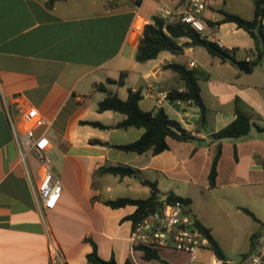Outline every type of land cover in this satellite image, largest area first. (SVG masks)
Wrapping results in <instances>:
<instances>
[{
    "label": "crops",
    "instance_id": "1",
    "mask_svg": "<svg viewBox=\"0 0 264 264\" xmlns=\"http://www.w3.org/2000/svg\"><path fill=\"white\" fill-rule=\"evenodd\" d=\"M188 1L0 0V264H57L49 256L47 233L65 264H83L91 241L102 260L113 259L115 264L125 259L130 264H237L250 247L252 233L264 229L262 59L242 70L186 36L177 39L174 52L161 50L153 58L134 59L142 25L161 7L171 10L170 17L178 15ZM224 1L208 0L201 19L219 18L217 9L225 8ZM252 12L253 5L250 17ZM261 22L264 30V13ZM205 24L204 34L215 31L211 40H222L218 33L222 27L245 31L233 21ZM222 43L234 47L237 61L253 57L251 37L246 49ZM168 62L196 70L198 93L206 108L202 123L194 101L160 97L151 87L156 82L165 93L184 89L178 74L163 66ZM120 70L126 71L123 83L108 82L109 90L121 98L127 87L139 90L140 108L162 107L194 138L166 136L167 146L157 153L114 146L135 139L143 130L115 126L122 113L96 109L104 92L93 83L116 78ZM30 106L44 119L34 132L48 138L45 154L60 161L56 169L50 159L51 171L61 181L59 197L41 213L30 188L38 179V161L30 150L19 154L23 112ZM236 109L249 114L254 124L244 135L220 139L215 181L209 186L207 173L217 143L209 134L231 120ZM27 155L31 157L28 164ZM115 163L135 167L137 176L98 170L100 165ZM140 178L156 183L162 201L168 190L189 197L185 211L209 228L224 258H218L209 246L200 249L195 259L168 246L153 248L163 262L145 259L141 249L131 247L127 235L133 221L127 215L135 204L111 207L103 200L146 197L149 187ZM239 236L246 241L242 248H238Z\"/></svg>",
    "mask_w": 264,
    "mask_h": 264
},
{
    "label": "trees",
    "instance_id": "2",
    "mask_svg": "<svg viewBox=\"0 0 264 264\" xmlns=\"http://www.w3.org/2000/svg\"><path fill=\"white\" fill-rule=\"evenodd\" d=\"M139 1L134 0L135 3H139ZM252 2L253 12L251 17H244L237 12L219 7L217 9L220 13L219 18L216 20L205 19L208 25L218 24L224 21H233L237 27H241L247 32L253 40V57L247 60L249 69L260 59H262L264 65V30L261 22L264 13V0H252ZM181 36L188 37L192 44L202 45L207 52L219 56L222 60H228L231 63L237 61L234 57V47L226 48L217 45L214 40L209 39L204 33H199L186 22L180 20L179 15L168 17L161 14H153L151 20L142 25L135 44L134 59L143 61L148 58H153L161 50L174 52L177 47V39ZM163 66L173 69L184 83V89L171 88L167 91L166 96L169 99H191L194 101L198 106L199 118L202 123L206 108L198 93V84L196 81L198 74L196 70L188 68L178 62H168ZM125 74V70H120L116 78L106 77L104 81L93 83L94 88L104 92V95L96 102V109L98 111L109 109L122 113L123 117L115 123V126L125 127L127 125H134L143 128L140 135L135 139L125 143H116L114 146L135 152L149 150L151 153H157L167 146L166 136H171L179 140L194 138V135L182 127L176 119L169 117L162 107L158 106L150 110L140 108L138 105V100L141 96L139 90H132L130 87H127L126 96L121 98L106 87L105 84L108 82L122 84ZM85 122L99 127L107 126L97 120H85ZM251 124L254 123L250 120L249 114L236 109L231 120L209 134L212 139L217 140L207 173L209 186H213L215 181L216 162L220 154V139L223 137L244 135L248 132ZM255 126L259 129L263 128L256 124ZM91 140L99 141L98 139ZM98 170L120 176H137V169L135 167L123 163L100 165ZM140 182L149 187V194L146 197L116 196L113 198H105L103 200L104 203L111 207L121 206L126 203L135 204L133 211L127 215L128 218L135 221L147 211L161 205L163 202L158 198V189L153 180L140 178ZM175 200H179L184 207L185 204H188L189 197L175 194L170 190L165 192V202ZM241 208L250 213L247 208ZM192 221L207 236L209 247L213 250L214 254L220 259L224 258L222 249L210 233L209 228L204 226L196 218H193ZM137 248L142 250L143 258L153 257L164 262V259L160 258L153 248L145 245L137 246ZM101 260L96 253L95 243L91 241V250L85 253V262L83 264H100ZM122 264L130 263L128 259H125Z\"/></svg>",
    "mask_w": 264,
    "mask_h": 264
},
{
    "label": "built area",
    "instance_id": "3",
    "mask_svg": "<svg viewBox=\"0 0 264 264\" xmlns=\"http://www.w3.org/2000/svg\"><path fill=\"white\" fill-rule=\"evenodd\" d=\"M208 0H189L185 9L180 12V20L186 22L190 27L199 33L207 31L208 27L201 19L200 12ZM170 17L171 10L168 7H161L160 13ZM215 35V31H209ZM217 45L222 46V40L214 39ZM248 57H246L247 59ZM158 96H166L163 90L158 89V83L153 82ZM25 124L20 135L19 154L24 151H31L38 161L39 175L34 184H30L31 191L36 197V205L39 213L53 207L61 191V181L53 174L50 168V159L45 154L48 146V138L42 133H35V126L42 124L44 119L39 115L34 106L28 107L23 112ZM193 224L187 212L179 200L172 202L163 201L161 205L147 211L140 218L132 222L127 240L131 247L148 246L158 248L168 246L187 253L189 259H195L200 249L209 246L207 236ZM48 235L49 256L57 264H65L61 254ZM237 264H264V229L254 232L251 235V244L247 251L243 252Z\"/></svg>",
    "mask_w": 264,
    "mask_h": 264
},
{
    "label": "rangeland",
    "instance_id": "4",
    "mask_svg": "<svg viewBox=\"0 0 264 264\" xmlns=\"http://www.w3.org/2000/svg\"><path fill=\"white\" fill-rule=\"evenodd\" d=\"M217 1L219 2V0ZM252 5H253L252 0H225L224 3L222 4L223 7L229 8L235 12H238L240 15L245 16V17H250V10H251ZM217 30L218 29H216V32ZM218 33H219V36L224 41V43L233 44L237 46V49H246L247 44H248L247 41H250V37L246 31L230 32L229 29L225 31V27H222L220 30H218ZM205 35L208 38L213 36L212 33L210 32H206ZM50 159L52 160V163L55 166V168L59 169L60 161H58L57 159H54L53 157H51ZM30 160H31L30 155H27L25 157L26 164L30 163ZM195 203L197 205L198 201H195ZM260 206L264 208V200L261 201ZM238 240H241V242L238 244V248H242L244 246V242L246 241L245 239H242L240 236ZM231 254H232L231 255L232 258H235V253L233 251H231Z\"/></svg>",
    "mask_w": 264,
    "mask_h": 264
},
{
    "label": "water",
    "instance_id": "5",
    "mask_svg": "<svg viewBox=\"0 0 264 264\" xmlns=\"http://www.w3.org/2000/svg\"><path fill=\"white\" fill-rule=\"evenodd\" d=\"M236 66L242 70H247L249 67V63L247 60H240V61H236L235 62ZM189 217L190 220H193V216L191 213H189ZM194 224H188L187 227H193ZM100 264H115V262L113 261V259H109V260H101Z\"/></svg>",
    "mask_w": 264,
    "mask_h": 264
}]
</instances>
